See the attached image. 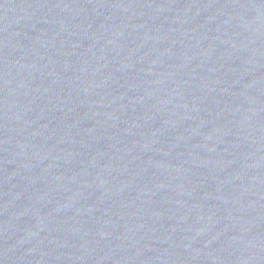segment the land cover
I'll use <instances>...</instances> for the list:
<instances>
[{
	"label": "water",
	"instance_id": "1",
	"mask_svg": "<svg viewBox=\"0 0 264 264\" xmlns=\"http://www.w3.org/2000/svg\"><path fill=\"white\" fill-rule=\"evenodd\" d=\"M0 264H264V0H0Z\"/></svg>",
	"mask_w": 264,
	"mask_h": 264
}]
</instances>
